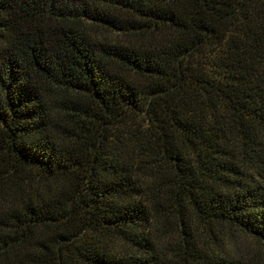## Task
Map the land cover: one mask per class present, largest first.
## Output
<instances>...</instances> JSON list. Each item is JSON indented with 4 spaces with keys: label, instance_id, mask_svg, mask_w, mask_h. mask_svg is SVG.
I'll return each mask as SVG.
<instances>
[{
    "label": "trees",
    "instance_id": "16d2710c",
    "mask_svg": "<svg viewBox=\"0 0 264 264\" xmlns=\"http://www.w3.org/2000/svg\"><path fill=\"white\" fill-rule=\"evenodd\" d=\"M0 264H264V0H0Z\"/></svg>",
    "mask_w": 264,
    "mask_h": 264
},
{
    "label": "rangeland",
    "instance_id": "374dc122",
    "mask_svg": "<svg viewBox=\"0 0 264 264\" xmlns=\"http://www.w3.org/2000/svg\"><path fill=\"white\" fill-rule=\"evenodd\" d=\"M230 234L233 237L234 251L237 253L239 252L245 256H251L260 251L259 245L249 235L237 231H232Z\"/></svg>",
    "mask_w": 264,
    "mask_h": 264
}]
</instances>
